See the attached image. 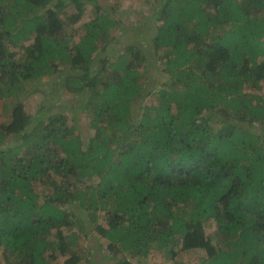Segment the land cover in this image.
I'll use <instances>...</instances> for the list:
<instances>
[{"label":"trees","instance_id":"1","mask_svg":"<svg viewBox=\"0 0 264 264\" xmlns=\"http://www.w3.org/2000/svg\"><path fill=\"white\" fill-rule=\"evenodd\" d=\"M144 2L153 60L140 34L122 42L123 55L115 41L112 62L104 42L115 20L101 0H0L8 264H55L68 253L65 264H84L90 243L78 244L81 232L104 240L113 264H190L176 257L193 250L203 252L198 264H264V0ZM40 78L73 106L47 100L33 87ZM36 93L30 116L25 101ZM77 112L91 117L88 138Z\"/></svg>","mask_w":264,"mask_h":264},{"label":"rangeland","instance_id":"2","mask_svg":"<svg viewBox=\"0 0 264 264\" xmlns=\"http://www.w3.org/2000/svg\"><path fill=\"white\" fill-rule=\"evenodd\" d=\"M101 2L103 3L105 9L109 10L115 20V25L112 28V30H110L109 32V38H107L104 42V44H107L109 46H112L110 48L111 51L106 52V54H109L110 57H112V62L117 58V54H115L116 49H113L115 47L114 42L116 41L117 46H121L119 48H121L120 53L119 54H124L125 51L122 50V48H124V45H122L123 43H127L130 42L131 40H135V35L136 37L139 36L140 34H144L146 35L145 39H139L140 37L136 38L138 45L141 48H145V50H148L152 56V60H153V50H149L148 47H152L151 43L148 42V38L152 35H154L153 33V24H152V20L151 17L149 15V11L148 9L144 6V0H120L119 2V6H114V8H112V4L110 2H108L107 5V0H101ZM70 15V14H69ZM91 15H87L85 16L81 23H77L74 26V32L69 31L73 38H71L72 41L76 42L80 36H84L85 32L84 29H82L81 25H83L85 22H87L88 20H90ZM142 29V30H141ZM153 33V34H152ZM147 38V39H146ZM110 42H113L112 44H110ZM127 45V44H126ZM118 50V49H117ZM96 54H99V52H96L94 54V58L92 56V59H94L96 61V64H98L97 59L99 57L96 58ZM104 55V54H103ZM101 54V57L103 56ZM155 65L159 64L158 60L154 61ZM97 67L99 66L96 65ZM95 69V66H94ZM139 72L144 73L145 74V70L142 67V65L138 66ZM97 70V69H95ZM92 71V70H91ZM109 71L111 73L112 68H109ZM92 74H89V77ZM112 74H104L102 77H109ZM152 77L156 78L158 82H161L160 80V75L159 74H150ZM57 75L53 74L51 77H55ZM144 78V77H143ZM146 79V78H144ZM39 83L36 85H33V87H36L40 92H43V94L48 95V99L50 101L53 102H59L60 105L62 103L64 107V105H67L69 107L73 106V101L71 99H73V97H71L69 94H61V91L59 90V87L57 86L56 82H52V80H49L48 78L46 79H38ZM154 81H152V78H148L146 84H145V88L146 89H150L151 87H153ZM148 89V90H149ZM251 94H248L249 97L252 96V92H249ZM39 97V98H38ZM41 95L38 96V94H34L31 97H29L26 101H25V111L28 115L33 116L35 114L36 109L39 110V102L41 100ZM255 99V98H253ZM8 100H1L0 101V126L3 125L4 123H6L9 120L8 115L5 114V111L8 109L9 110V106H7V102ZM38 102V105H37ZM146 102H149V100ZM68 103V104H67ZM73 103V104H72ZM140 104V103H139ZM146 105L141 106L142 108H144ZM6 107V108H5ZM94 107V103L89 102L85 107H84V112H89L88 114L90 115L92 113V109ZM57 110H54V112H50V114L55 113ZM42 112V111H41ZM76 117V121L78 122L76 124L77 130L82 134L83 138H88L92 132L90 131V129L88 130V119L90 121L91 117H85L84 114L77 112L76 114H74ZM87 118V119H86ZM214 126H216L215 121L213 122ZM259 125V122H257L256 126ZM32 130V126L28 129ZM264 128L261 129V131H263ZM24 148V147H23ZM23 148L20 150L19 153L22 152ZM73 210V209H72ZM77 209H75V214L77 213L76 211ZM78 217H81L80 215H77ZM83 219V218H82ZM215 225L213 222H209L205 225V234L212 237L215 233ZM58 231V229H56V232ZM65 235L68 237V232L65 230ZM90 243V250H89V254L88 257H86L84 264H91V257L93 260H97L96 264H113V262L109 259H107L108 255H106V251H105V243L104 240L99 239L97 236L90 234L89 237L85 238L81 232L80 237H78V244L80 245H85V243ZM199 252L202 251H197V250H193V251H188V252H182L179 254L178 258L176 257V259L190 263V264H198L200 259H198V255L200 254ZM203 253V252H202ZM70 257V254H66V255H62L61 257H59V259H57L55 261V264H65L67 260H69L68 258ZM154 258V259H153ZM156 257L151 255V260L147 259L149 262L150 261H154ZM12 259H14V257H8L7 255H5L3 253L2 250H0V264H8L12 262ZM17 261V260H16ZM134 264H137L136 261H133Z\"/></svg>","mask_w":264,"mask_h":264}]
</instances>
